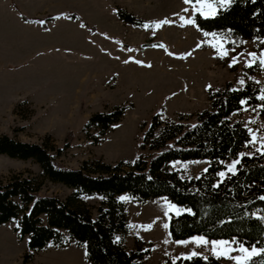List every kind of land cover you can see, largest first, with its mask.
<instances>
[{
	"label": "rangeland",
	"instance_id": "1",
	"mask_svg": "<svg viewBox=\"0 0 264 264\" xmlns=\"http://www.w3.org/2000/svg\"><path fill=\"white\" fill-rule=\"evenodd\" d=\"M216 1L207 0L214 13H202L198 0H0V137L55 148L68 141L69 148L57 160L65 168L79 169L84 162L123 163L126 172L139 155L142 125L154 114L162 122L194 124L209 108L210 95L228 83L236 88L258 83L264 97V40L231 39L195 26V14L213 17L226 3ZM117 11L142 25L122 22ZM117 107L125 108L123 116L95 142L98 130L85 128L89 118ZM231 120L250 133L251 141L238 158L264 150V102L233 114ZM151 153L146 148L142 158ZM237 161H225L224 175L219 176L233 173L229 168ZM208 165L207 160L175 161L168 172L190 179ZM13 177L30 179L43 196L64 200L71 193L45 179L34 160L0 155V181ZM80 199L95 218L102 198ZM117 199L128 214L126 249H149L143 264L194 256L237 264L246 255L241 248L263 252L204 236L174 241L169 220L185 208L166 197L143 203L125 194ZM256 215L264 223V214ZM15 227L16 221L0 224V264H22L28 251V238H21ZM63 237L64 246L48 243L30 264H89L85 245ZM218 242H228L232 251L217 255L213 244Z\"/></svg>",
	"mask_w": 264,
	"mask_h": 264
},
{
	"label": "trees",
	"instance_id": "2",
	"mask_svg": "<svg viewBox=\"0 0 264 264\" xmlns=\"http://www.w3.org/2000/svg\"><path fill=\"white\" fill-rule=\"evenodd\" d=\"M116 14L126 24L142 25L127 13ZM193 21L202 32L245 41L264 40V0H230L217 8L215 16L195 14ZM260 95L258 83L249 81L240 88L228 83L210 95L209 108L197 115L194 124L162 122L160 114H154L149 123L142 125L139 155L126 172L121 169L123 163L111 166L84 162L79 169L65 168L57 160L69 148L68 141L62 148H55L1 136L0 155L34 160L45 179L71 190L61 200L40 195L27 178L0 181V224L16 221L14 231L28 238L22 264H30L33 254L48 243L64 246L63 233L71 242L85 245L89 264H143L149 249L127 250L125 246L128 214L117 199L123 194L140 203L166 197L185 208V212L169 220V234L174 241L194 236L236 241L262 249L249 264H264V223L256 215L264 214V150L238 158L251 141L250 133L241 122L231 120L233 114L261 106L264 100ZM124 111V107H117L108 114H95L85 128L97 129L99 137L95 142H99ZM146 148L152 153L143 159ZM189 160H207L209 165L190 179L168 172L170 163ZM230 160H238L235 171L220 177L224 162ZM89 196L102 198L95 218L80 199ZM165 264L220 261L213 256H194L167 260Z\"/></svg>",
	"mask_w": 264,
	"mask_h": 264
},
{
	"label": "snow or ice",
	"instance_id": "3",
	"mask_svg": "<svg viewBox=\"0 0 264 264\" xmlns=\"http://www.w3.org/2000/svg\"><path fill=\"white\" fill-rule=\"evenodd\" d=\"M190 0H185V3H189ZM222 2H230V0H222ZM198 3L200 4V11L203 13L205 9H207L210 13H214L215 12V8L211 5L207 3V0H198ZM164 23H167V21H165ZM189 23H191V21H189ZM156 27H160V25H156ZM224 55H226V53H224ZM236 61L234 60V63ZM261 63H264V61H261ZM241 83H243L241 81ZM261 99H264V97H261ZM255 139V138H254ZM238 163V161L236 162ZM236 168V164L234 163L230 168L229 171L234 172ZM224 174L221 173V176H223ZM202 243L207 244V241H202ZM227 243L228 242H218V243H214L213 244V249L214 250H218L216 252L217 255H227L228 252L232 251V249L230 247H227ZM241 251H243L246 255L243 258H237V264H245V260L251 259L252 256L255 255H259L260 253L257 251V249L253 248L251 249V251H249L248 249H244L241 248ZM228 258H232V257H228Z\"/></svg>",
	"mask_w": 264,
	"mask_h": 264
}]
</instances>
